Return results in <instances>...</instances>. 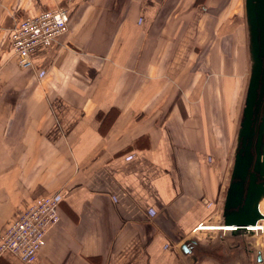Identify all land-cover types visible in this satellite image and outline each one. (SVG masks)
Returning a JSON list of instances; mask_svg holds the SVG:
<instances>
[{"label": "crops", "instance_id": "1", "mask_svg": "<svg viewBox=\"0 0 264 264\" xmlns=\"http://www.w3.org/2000/svg\"><path fill=\"white\" fill-rule=\"evenodd\" d=\"M61 6L67 30L21 68L15 20ZM237 6L0 0V233L40 196H54L60 216L32 263L3 252L0 264H257L255 246L199 227L224 224L255 65ZM218 35L232 37L235 57ZM255 244L264 264V239Z\"/></svg>", "mask_w": 264, "mask_h": 264}, {"label": "water", "instance_id": "2", "mask_svg": "<svg viewBox=\"0 0 264 264\" xmlns=\"http://www.w3.org/2000/svg\"><path fill=\"white\" fill-rule=\"evenodd\" d=\"M245 5L255 65L242 112L239 143L221 227L232 224L233 229H222L223 240L228 239L231 245L255 246L251 253L255 263L261 264L262 250L255 244L257 230L248 227L264 218L257 207L258 199L264 195V0H246ZM257 172L260 173V182L256 180ZM196 242L192 237L185 239L180 248L184 253H190L191 244ZM192 257L196 262V256Z\"/></svg>", "mask_w": 264, "mask_h": 264}, {"label": "built area", "instance_id": "3", "mask_svg": "<svg viewBox=\"0 0 264 264\" xmlns=\"http://www.w3.org/2000/svg\"><path fill=\"white\" fill-rule=\"evenodd\" d=\"M67 7L44 9L36 14L15 20L10 32V47L21 68L32 66L31 51L38 45H49L67 30ZM264 216V203L258 208ZM60 219L58 200L51 195L30 201L0 233V253L9 252L24 263H32L43 244L47 230ZM257 231H264L260 218ZM256 226V227H257Z\"/></svg>", "mask_w": 264, "mask_h": 264}, {"label": "rangeland", "instance_id": "4", "mask_svg": "<svg viewBox=\"0 0 264 264\" xmlns=\"http://www.w3.org/2000/svg\"><path fill=\"white\" fill-rule=\"evenodd\" d=\"M245 1L246 0H236V5H238L237 6L238 12L235 15H237V17L235 15H233L232 18L234 19V16H235V19L234 20H237V18L240 17L241 22H243L242 25L244 26L246 33H248L247 24H246V17H245V15H246V5H245ZM218 36H220V35H218ZM216 38L217 37H216V35L214 33V35L212 36L211 41L213 42L214 40H216ZM223 38L224 37H221L220 36V42H221L220 44H221V46L223 48L222 55H227L228 56V54H230V55H233V57H235V54H234L235 52H234V49H233L234 45L232 43V37L230 39L231 42L227 38H226L227 40L226 39H223ZM216 43H217V41H216ZM223 44H224L225 47H223ZM246 44H247V41H246ZM246 46H248V44ZM231 51H233V52H231ZM246 55H248L247 64L250 66L251 59H250V56H249V50H248V48H247ZM248 65H247V67H248ZM245 84H246V81H245ZM242 107H243V102H240V105H239V108H238V112H237V116L235 117V121H234V116L231 117V129L230 130L232 132V134H231V147L232 148L236 146V139H235V137H236L237 129L239 127V121H240ZM233 160H234V157L231 156L230 157V163L231 164L229 165V174H228V176H230L229 177L230 179L232 178V174H233ZM256 175H257V177H256L257 182H260L261 181V177H259L257 173H256ZM263 203H264V195L261 196L258 199L257 207L258 208H261V206L263 205ZM249 211H251V208H250ZM215 224L222 225L219 222H217ZM221 231L222 230H214L217 239H218V234H221L222 233ZM257 235H258L259 239H261V238L264 239V231H257Z\"/></svg>", "mask_w": 264, "mask_h": 264}, {"label": "bare ground", "instance_id": "5", "mask_svg": "<svg viewBox=\"0 0 264 264\" xmlns=\"http://www.w3.org/2000/svg\"><path fill=\"white\" fill-rule=\"evenodd\" d=\"M257 225H260V223H256ZM249 226L248 228L249 229H256V228H259V226ZM257 226V227H256ZM199 227L201 229H217V228H221V229H233V225L232 224H229V225H226V226H222L221 225H214V224H202V225H199Z\"/></svg>", "mask_w": 264, "mask_h": 264}, {"label": "flooded vegetation", "instance_id": "6", "mask_svg": "<svg viewBox=\"0 0 264 264\" xmlns=\"http://www.w3.org/2000/svg\"><path fill=\"white\" fill-rule=\"evenodd\" d=\"M264 69V68H263ZM257 174H258V176L260 177V173L259 172H257Z\"/></svg>", "mask_w": 264, "mask_h": 264}]
</instances>
